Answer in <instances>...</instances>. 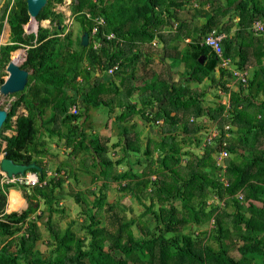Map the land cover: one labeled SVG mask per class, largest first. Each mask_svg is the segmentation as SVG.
Masks as SVG:
<instances>
[{"label": "trees", "instance_id": "trees-1", "mask_svg": "<svg viewBox=\"0 0 264 264\" xmlns=\"http://www.w3.org/2000/svg\"><path fill=\"white\" fill-rule=\"evenodd\" d=\"M63 1L48 0L37 19H49L51 26L40 25L37 34L24 29L30 20L27 0H6L0 9V32L6 22L11 28L10 39L0 47V85L13 51L12 60L22 56L23 61L25 51L19 48L26 49L27 58L21 66L30 70L25 89L12 94L18 97L11 102L2 125L0 153L18 163L35 161L42 166V172L30 169L39 174L40 183L34 186L2 182L0 172V264H264V127L255 122L264 118V99L258 100V94L264 93V31L253 30L255 21L264 22V0H221L223 4L220 0H72V14L82 35L90 33L89 45L82 46L81 37L79 48L70 37L72 33L66 32L64 12L55 9ZM194 3V10L205 17L199 26L195 25V14L192 19L184 14ZM99 16L105 23L93 34L95 17ZM33 22L27 25L31 32L38 27V21ZM212 31L225 34L222 48L224 56L231 59V67L252 70L246 85L237 83L239 91L226 86L234 78L232 71L221 67L219 57L204 43ZM110 33L115 37L108 39ZM155 39L160 43L157 46L153 45ZM95 41L100 42L98 47ZM158 44H162L160 48ZM170 48L177 52L170 56L169 67L167 63L155 67L141 86L127 80L149 54L146 49L163 52ZM118 61L120 67L112 75L122 77V86L107 73ZM173 68L184 74L182 81L171 78L169 70ZM103 71L111 88L97 77L92 79L95 72ZM91 80L94 83L87 87ZM206 80L221 84L229 96L233 92L232 107L221 102L216 107L204 104L206 90L195 91L191 83ZM125 85L128 87L123 90ZM105 92L117 96L108 99L102 95ZM136 92L138 99L132 101ZM216 97L221 95L216 93ZM73 104L81 110L71 112ZM101 105L111 113L120 107L114 122L125 138V155L129 150L141 151L130 133L135 123L128 122L136 115L154 124L163 119L155 146L159 155L153 163L167 178L153 179L133 168L115 170L124 156L115 160L109 155L110 139L97 131H86L92 128L87 123L88 109ZM21 106L27 113H18ZM47 108L53 111L49 119L45 117ZM202 117L206 119L200 120ZM238 120H244L253 133L249 137L241 133L234 143L226 137L225 125ZM209 122L219 133L212 146L189 164L191 172L183 178V159L196 154L186 148V138L201 147L204 140L197 134L207 130ZM43 127L50 136L64 140L69 156L92 155L94 166L99 167L95 178L108 176L118 182L121 190L129 191L145 206V214L153 216L155 226L140 224V233L135 234V219H127L115 202L108 200L105 182L98 191L89 189L93 196L90 201L83 191L71 188L72 192L66 193L68 178L75 182L79 178L69 163H61L55 172L48 173L43 159L57 154L46 148ZM230 131L236 133L232 127ZM183 133L188 136L179 140ZM222 148L235 156L227 160V185L218 176L223 168L217 164L216 155ZM143 153L152 156L153 149L148 145ZM202 169L216 176L207 178ZM212 194L224 204L207 203ZM67 196L88 206L81 213L86 218L81 225L83 237L73 227L75 220L59 231L53 227V215L65 211L61 201ZM145 198L151 199L149 205ZM105 211L107 220L103 219ZM204 217L213 220V227L202 233L191 231L190 223L200 224ZM39 220H44L56 239L48 251L36 247ZM13 242L17 246L14 250ZM233 244L238 245L239 256L231 253Z\"/></svg>", "mask_w": 264, "mask_h": 264}, {"label": "rangeland", "instance_id": "rangeland-1", "mask_svg": "<svg viewBox=\"0 0 264 264\" xmlns=\"http://www.w3.org/2000/svg\"><path fill=\"white\" fill-rule=\"evenodd\" d=\"M221 4H223V2L220 0L219 1ZM71 3L72 0H64L62 3L57 4L56 6V10L58 11H63L65 14V23L67 25V30L66 32H71L72 34H70V37L74 40L75 43V47L79 48L80 45V38L82 37V29L81 26L79 25V23L74 20V18L72 17V9H71ZM197 7V4L194 3L193 6H189L190 11H185L184 14L187 18L192 19V14L196 15L195 16V25L199 26L202 25L205 21V17L202 16V14L197 13L196 10H194L193 7ZM207 7H209V4L207 5ZM193 8V9H192ZM222 16V15H221ZM224 19L226 16H222ZM31 21L29 20L25 26L24 29L26 31V33H30V34H36L35 32L38 31H34L31 32L29 31V29L27 28V25L30 23ZM34 25V22L32 23ZM40 25H44V26H51L50 22L48 21V19H44L38 22V27ZM37 27V29H38ZM3 32V31H2ZM9 34L8 30L7 33ZM5 34V35H6ZM9 39H6V43ZM78 42V44H77ZM156 43H159L157 39H155ZM160 44V43H159ZM158 44V47L160 48L161 45ZM153 45L157 46V44ZM83 46V45H82ZM88 46V45H87ZM21 49V48H20ZM25 51V57H26V49L22 48ZM146 51H149L148 55H144V57L140 60V62L138 63L134 76L131 79H127L129 82L133 83L134 85H144L148 82V80L150 79V77L152 76V72H155L156 68L155 67H162L163 63H167V67H169V63H170V59H171V55L176 54V50L175 49H167L164 50L163 52H156L154 50L151 49H146ZM166 51V52H165ZM11 59H12V53H11ZM10 59V60H11ZM22 60V56L19 57V62ZM25 61V59L23 61H21L19 64H23V62ZM84 66L91 68V66H88V63H85ZM131 68V67H129ZM155 70V71H154ZM4 72L7 73V75L4 76V78L6 79L8 76V72L6 71V68L4 69ZM171 78L177 82H179V80L182 81V78L185 77L184 74H179L174 68L173 70H169ZM250 72V71H249ZM95 76L92 77V79L94 78H98L100 79L99 82H103L104 84H106L108 86V88L110 86L109 81L107 80V77L105 78V72H95L94 74ZM249 75H252V70L249 73ZM114 76V75H111ZM262 77V76H261ZM121 79L122 77L120 76H114V80L116 81V83L118 85L122 86L121 83ZM79 81L83 80V77L80 76L78 78ZM232 82H234L232 80ZM89 83H94V80L89 81L86 85L87 87H89ZM108 83V84H107ZM192 84V89L195 91L200 92L201 90H206L205 92V96L203 99V102L205 105L207 106H213L216 107L218 105L219 102L221 103H225L227 105V107H232V103H233V92L231 93L230 96L225 97V95L223 93H225V89L221 84L215 85V84H211L209 82V80H206L205 83H199V84H195V83H191ZM227 86V85H226ZM128 87L127 85L123 86V90H125V88ZM229 87V86H227ZM255 88V87H253ZM232 89V86H231ZM86 90V89H85ZM84 90V91H85ZM232 91H239V84H233V89ZM126 91H123V93H125ZM114 93V92H113ZM109 94V93H103L102 95L106 96V98H110V97H114L117 96V94ZM216 93H219L223 99V101L221 100V98L216 97ZM254 93H255V89H254ZM13 94V93H12ZM12 94H8V95H0V109L1 108H5L8 110V108L10 107V104L13 100H15L18 95H12ZM226 94V93H225ZM253 94V93H252ZM258 100H263L264 99V93H259L258 94ZM139 96V92H136L132 95V101H135L138 99ZM118 104V102H116ZM72 106H78L77 104H73L70 106V111ZM81 109L78 107V111H80ZM83 110V109H82ZM47 113H46V119H49L52 115H53V111L50 108L46 109ZM120 111V107L116 106L115 107V111L114 112H110L108 110V108H106L104 105H101L99 108L96 107H91L88 109V125L91 124L92 128H86V131H97L99 132L101 135H104L105 137H108L110 140L108 141V147H109V155L113 156L114 159H119L122 158L123 156V162L120 165H117V167L115 168V170L121 171V170H125L128 168H133L135 171L137 172H142L144 176H148L150 175L153 179H155L157 176H161L163 179L167 178L165 173H159L158 172V167L156 164L153 163V161H157L158 159V155H159V151L155 149L156 143L158 142V140L160 139V134L161 131L163 129L164 126V121L163 119H160L159 121H157L156 124H154L153 122H148V121H144V119H142L139 115H136L130 122H128L129 125H132V123H135V126L130 128V133L133 134L134 138L133 140L135 142L138 143V145L141 147V151L137 152V151H133V150H129L127 151V154L125 155V151H124V144L125 143V138L120 134V128L117 126V124L114 122V117L118 114V112ZM72 112V111H71ZM18 113H27V110L25 109V107L21 106L18 110ZM14 119H16V116L14 117ZM205 120L206 117H202L200 118V120ZM257 124L261 125L262 127H264V118H261V120H257L255 121ZM209 128L205 131H199L198 132V136L201 137L204 141L202 143L201 147H198V145L196 143H190V138L187 137L188 135H186L185 133L181 134L178 136L179 140H182L183 138L187 137V143L186 144V148L189 149H193L196 154L195 157H187L183 159V163L180 166V173L181 176L183 178H188L190 171V167L189 164L192 163L196 156L202 155L204 154V152L206 151V147H210L212 146L210 143H207L206 137L208 136L207 133L209 131V129H212V136L209 135L207 137V139L209 137H213L217 134V126L214 125V123L209 122ZM229 127V128H227ZM232 127V129H234L236 131V133H231L230 128ZM225 128L228 129L226 131V137L230 138L232 140V142H238V138L239 135L241 133H246V136H252L253 133V128L251 129L250 132V126L244 121H235L232 125H225ZM42 132H44L45 137H46V148L50 151L53 152V154H57L56 156H48L46 155V157H44V161L48 164V173L52 174L53 172H55L56 168L58 167V165H60L61 163H69L71 166L74 167L73 172H75L79 178V181L75 182L73 180V178H68V181L66 182L65 186V191L66 193L72 192L71 188H74V190L78 191H83L86 194V197L89 199V201L93 198L92 194L90 193L89 189H95L96 191L99 190L100 185L102 183H107V193H108V200L110 202H115V204L117 205L116 209L119 210L123 215H125V217L127 219H135V225L133 226V231L135 234H139V228H140V224L144 225L147 224V226L153 228L156 224L153 216L148 213L145 214V206H143L139 200L132 196V194L129 191H124L121 190L119 187L118 182H116L115 180H113L112 178L108 177V176H103L102 178H95L96 176L93 175L94 172L97 173V171L99 170L98 166H94V157H92V155H78V156H69L68 155V151L69 149L66 147L64 140L60 139L58 137V135H53L50 136L49 133L46 131V129L43 127L42 128ZM261 132L263 134V138H264V128H261ZM9 133V132H7ZM11 133V131H10ZM9 133V134H10ZM262 137V136H261ZM104 141V140H103ZM121 143V145L118 146H114L113 144L118 142ZM151 146V149H153V155L152 156H145L143 151L147 146ZM5 156L4 152L0 153V160L1 157ZM229 157V158H228ZM233 156L231 153L225 158V162H223L222 167L223 169L221 170V172L218 174L219 178L224 181V183L227 185V179H228V172H227V166H228V159H233ZM141 160V161H140ZM237 163L239 162L238 159L235 160ZM141 162V163H140ZM207 162H210V160L208 159ZM72 167V168H73ZM64 169V168H63ZM65 170V169H64ZM88 170H90L88 172ZM203 170V169H202ZM66 171V170H65ZM205 172H203L204 174L207 175V178H214L216 176V174L211 173L209 170H203ZM227 172V173H226ZM170 176V175H169ZM16 188L20 189L19 186H17ZM11 191V190H10ZM9 191V193H10ZM21 191V190H20ZM22 192V191H21ZM8 193V196H9ZM198 198H194L193 201L197 200ZM146 204H150L151 203V199L150 198H145ZM220 202L222 205L224 204V200H221L218 198L217 194H212L210 197H208L207 199V203H218ZM61 205H63L62 207L65 208L64 212H59V213H54L53 215V227L54 229L57 231L64 229L68 223H70L72 220H75V224H74V229L77 231V235L83 237L84 231L81 229V225L82 223L86 222V218L82 213V211L84 210V207L87 209L88 206H86V203H80L78 202L74 196H67L65 199H63L61 201ZM8 207V205H7ZM25 208V207H24ZM8 211V210H7ZM40 211L38 210V213ZM107 212L105 211L104 215H103V219L107 220ZM103 220V221H104ZM213 221V220H212ZM211 220H208L206 217H204L203 222L200 224H196V222L190 223L191 224V231L195 232V233H202V231H207L210 230L211 227H213V223ZM105 222V221H104ZM138 223V224H137ZM39 225V239L36 242V247L39 248L41 251H48L50 250V248H53V243H55V238L53 237V234L51 232V230L48 228L47 224L44 222V220H39L38 222ZM14 240V239H13ZM15 240H17V237L15 238ZM15 242H13V244L11 245V249H16L17 246L16 244H14ZM1 245V242H0ZM231 253L234 254L235 256H239L240 253L238 251V245L233 244V246L231 247Z\"/></svg>", "mask_w": 264, "mask_h": 264}, {"label": "built area", "instance_id": "built-area-1", "mask_svg": "<svg viewBox=\"0 0 264 264\" xmlns=\"http://www.w3.org/2000/svg\"><path fill=\"white\" fill-rule=\"evenodd\" d=\"M95 20L97 22V25L94 26L93 28V34L96 33L98 31V25L99 24H104L105 23V19L104 17H95ZM253 30L257 33L264 31V22H262V20H257L254 22L253 24ZM225 34L224 33H216L215 31L210 32L206 37H205V41L204 43L208 46L211 47V49L215 52V54L219 57V64L221 67H223L226 70H231L233 76L241 83H243L244 85H246L248 83V78H249V71L248 70H242L239 68H232L231 67V59L224 56V51L222 48V40L224 38ZM115 37L114 33H110L108 35V39H111ZM5 40H4V32H0V47L1 45L5 44ZM154 44H156V42H154ZM100 45L99 41H95L94 46L98 47ZM120 61L116 62L115 64H112L108 69H107V73L112 75L115 73L116 70L119 69L120 67ZM71 111L76 113L78 111V107L77 106H72ZM229 128V127H227ZM218 129V128H217ZM219 130H217V134L213 137H209L207 139V137L209 135L212 136V129L210 128L208 133H207V137L206 140L207 143L212 144V142L214 141L215 137L218 135ZM5 155V153H4ZM229 155V152L226 148H222L218 154L216 155V161L217 164L219 166L222 167L223 162H225V158ZM223 168V167H222ZM227 168V167H226ZM3 174V178H2V182H6V183H19V184H25V185H29V186H34L36 184L40 183L39 180V174L36 171H27V173L25 175H13V176H9L6 172L0 171ZM227 184H228V180H227Z\"/></svg>", "mask_w": 264, "mask_h": 264}, {"label": "water", "instance_id": "water-1", "mask_svg": "<svg viewBox=\"0 0 264 264\" xmlns=\"http://www.w3.org/2000/svg\"><path fill=\"white\" fill-rule=\"evenodd\" d=\"M6 0L2 1L1 7L5 3ZM48 0H27L28 4V12L30 16V21L32 18L37 19L38 14L43 9V7L47 4ZM0 7V9H1ZM39 28V27H38ZM38 30V29H37ZM38 31L35 33L37 34ZM90 42V33L88 31L84 32L82 35L81 43L84 46L89 45ZM27 58V52L26 57ZM204 57H202L201 61L204 62ZM6 71L8 72V76L5 81L0 85V95H8L12 93H16L25 89L28 80L30 70L27 68H23L21 64L15 63L12 59L9 61ZM8 115V110L5 108L0 109V133L2 129V125L5 122ZM30 169H37L39 172H42V166L37 164L35 161L31 163H18L13 159L2 156L0 160V171L6 172L9 176L13 175H25L27 171Z\"/></svg>", "mask_w": 264, "mask_h": 264}, {"label": "crops", "instance_id": "crops-1", "mask_svg": "<svg viewBox=\"0 0 264 264\" xmlns=\"http://www.w3.org/2000/svg\"><path fill=\"white\" fill-rule=\"evenodd\" d=\"M3 1V0H2ZM2 1H1V3H0V7H1V4H2ZM72 17H73V15H72ZM74 18V17H73ZM48 21L50 22V20L48 19ZM32 23H33V21H32ZM44 26V25H43ZM7 30H8V32H9V34H7V36L5 35L6 33H7ZM3 32H4V35L6 36V39L8 38V39H10V34H11V28H10V25L6 22L5 24H4V28H3V30H2ZM26 32V31H25ZM6 41V40H5ZM20 49V48H19ZM22 49V48H21ZM14 52V51H13ZM12 52V53H13ZM27 52V51H26ZM232 68H234V67H232ZM228 71H230V69L228 70ZM219 73H220V71H219V69H217V74L219 75ZM234 82H232V81H230V82H228L227 83V86H229L230 87V89H231V86H232V89H233V84H236V83H238L239 81L234 77L233 79H232ZM225 92V91H224ZM226 93V92H225ZM225 93H223L224 95H225V97H227V95L229 96V94H225ZM223 96V95H222ZM221 96V97H222ZM221 100L223 101V99L221 98ZM7 132H9L10 133V131H7ZM8 133V134H9ZM229 158V157H228ZM17 190V189H16ZM18 191H20V190H18ZM21 192V191H20ZM21 194H22V192H21ZM22 196H23V194H22ZM24 197V196H23ZM25 199V198H24ZM26 199H25V206L24 207H26ZM23 207V208H24ZM7 210L9 211V209L7 208Z\"/></svg>", "mask_w": 264, "mask_h": 264}, {"label": "bare ground", "instance_id": "bare-ground-1", "mask_svg": "<svg viewBox=\"0 0 264 264\" xmlns=\"http://www.w3.org/2000/svg\"><path fill=\"white\" fill-rule=\"evenodd\" d=\"M32 21L34 20V18L31 19ZM12 61H14L15 63H20L19 59H13Z\"/></svg>", "mask_w": 264, "mask_h": 264}]
</instances>
